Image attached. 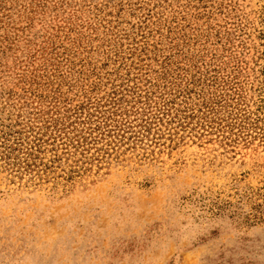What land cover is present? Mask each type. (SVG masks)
Returning a JSON list of instances; mask_svg holds the SVG:
<instances>
[{
  "label": "rangeland",
  "instance_id": "374dc122",
  "mask_svg": "<svg viewBox=\"0 0 264 264\" xmlns=\"http://www.w3.org/2000/svg\"><path fill=\"white\" fill-rule=\"evenodd\" d=\"M0 264H264V0H0Z\"/></svg>",
  "mask_w": 264,
  "mask_h": 264
}]
</instances>
